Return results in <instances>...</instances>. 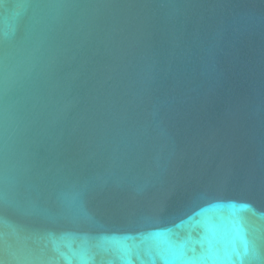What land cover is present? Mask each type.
Instances as JSON below:
<instances>
[{
  "label": "water",
  "instance_id": "95a60500",
  "mask_svg": "<svg viewBox=\"0 0 264 264\" xmlns=\"http://www.w3.org/2000/svg\"><path fill=\"white\" fill-rule=\"evenodd\" d=\"M0 264H264V0H0Z\"/></svg>",
  "mask_w": 264,
  "mask_h": 264
}]
</instances>
